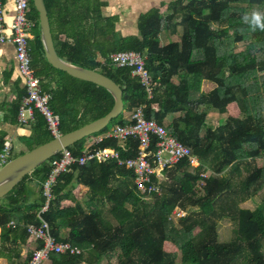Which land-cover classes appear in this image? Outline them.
<instances>
[{
    "label": "trees",
    "instance_id": "trees-1",
    "mask_svg": "<svg viewBox=\"0 0 264 264\" xmlns=\"http://www.w3.org/2000/svg\"><path fill=\"white\" fill-rule=\"evenodd\" d=\"M44 3L60 58L102 73L123 90L125 112L101 133L128 124L130 113L144 107L148 119L165 126L199 159L197 169L182 161L166 170L167 182L150 195L137 190L134 172L115 159L72 165L53 185V198L42 217L57 241L68 242L81 253L52 255L47 264H264V31H252L242 19L252 10L264 11V0L165 3L142 15L139 34L128 37L117 31V16L104 15L103 0ZM28 19L33 24L28 40L32 68L43 90L52 95L51 108L60 116L61 132L106 116L115 105L110 92L47 60L33 0ZM180 27V42L161 44L164 30L176 33ZM247 39L245 52L236 54V45ZM123 51L146 56L151 94L131 68L114 66L111 55ZM204 81L216 89L205 94ZM25 95L26 90L13 106L15 120ZM213 111L226 120L214 129L207 126ZM30 129L31 135L21 139L25 150L13 159L54 139L37 111ZM87 140L68 148L76 158ZM6 143L0 135V152ZM139 144L137 138L125 144L105 140L92 150L107 148L129 159L136 156ZM156 151L154 139L152 158ZM60 156L34 170L0 203V259L7 264H24L39 247L27 226L40 224L38 214L46 203L43 185ZM31 177L38 181L39 198L29 203ZM81 185L88 188L84 203ZM260 192L263 199L254 211L241 208ZM176 208L186 215L173 223L169 219ZM223 220L235 227L229 243L219 242Z\"/></svg>",
    "mask_w": 264,
    "mask_h": 264
},
{
    "label": "built area",
    "instance_id": "built-area-1",
    "mask_svg": "<svg viewBox=\"0 0 264 264\" xmlns=\"http://www.w3.org/2000/svg\"><path fill=\"white\" fill-rule=\"evenodd\" d=\"M10 1L15 12L11 25L12 35L5 34L4 6L0 4V43L14 45L18 71L25 82L26 95L22 100L17 122L21 127L29 128L35 120L37 111L44 117L53 138H60L63 135L60 129L61 119L51 108L52 95L43 90L42 82L32 68V57L28 45L29 31L33 26L28 19L30 0ZM111 60L115 67L131 68L133 75L141 80L151 94L152 77L146 68L145 55L136 51H123L112 54ZM128 119L129 123L126 125H116L99 135L89 137L80 157L76 158L68 148L60 153V158L54 162V167L43 185L46 203L38 214L40 224L27 226V234L32 241L39 244V247L32 250L31 256L24 264H47L52 255L81 253L78 247L68 242L57 241L51 234L49 223L42 217L48 211L53 198V185L60 175L70 170L72 165L84 166L92 161L103 162L115 159L119 166H125L134 172L136 188L143 195L159 193L163 184L167 182L164 172L173 169L182 161L187 162L192 168L199 167V159L192 155L191 150L171 135L165 126L154 119H148L144 107L135 108ZM131 138H137L140 143L137 154L133 158L122 159L118 152H112L107 148L92 150L93 146L105 140H116L125 144ZM154 139H157V151L152 158L150 147ZM12 152V140L8 139V143L0 152V170L13 160ZM185 215V212L176 208L169 220L174 222Z\"/></svg>",
    "mask_w": 264,
    "mask_h": 264
},
{
    "label": "crops",
    "instance_id": "crops-1",
    "mask_svg": "<svg viewBox=\"0 0 264 264\" xmlns=\"http://www.w3.org/2000/svg\"><path fill=\"white\" fill-rule=\"evenodd\" d=\"M103 1L106 2L107 5L104 9V15L106 17L117 16L119 18V22L117 24V31L121 36L128 37L134 35L136 36L139 34L137 23L142 15L146 14L155 7H160L165 3L171 4L172 2L178 0ZM3 6L6 28L5 34L11 36V25L15 17L13 4L10 0H5ZM166 33H169V35ZM180 33L181 32L179 30H177L176 33L173 29L164 30L160 34L161 44L168 45L172 42H180V39H178L176 36L177 34H179V36L181 37ZM64 38L65 36H62V39ZM205 82L206 81L202 83L201 88L202 92H204L205 94H209L216 89L213 84L208 82L210 86H208V90L206 91ZM211 86H213L214 88L211 89ZM24 90L25 82L18 71V64L16 60V52L14 45L9 43H0V135L5 136L7 143L8 139L12 140V157L14 155H18L21 151L25 150V146L21 143V139L24 137H29L31 135L30 127H21L18 124L17 120L12 117L11 113L14 104L19 98L20 93ZM37 185L38 181L34 177H31L27 182L30 195L28 200L29 203H32L39 198V187ZM87 192L88 188L81 185L79 190V197L82 203H84L82 199L84 197L87 198ZM66 234L67 231H64L63 235ZM2 261L4 262V264H7V261L5 259H0V264H2Z\"/></svg>",
    "mask_w": 264,
    "mask_h": 264
},
{
    "label": "water",
    "instance_id": "water-1",
    "mask_svg": "<svg viewBox=\"0 0 264 264\" xmlns=\"http://www.w3.org/2000/svg\"><path fill=\"white\" fill-rule=\"evenodd\" d=\"M39 12L41 35L45 55L49 63L56 69L84 81L103 87L115 99L113 109L104 117L97 119L75 131L63 134L60 138L43 144L25 154L11 160L0 170V203L12 192L28 175L59 155L64 149L72 147L77 142L104 131L112 122L125 112L123 90L116 82L95 70L83 69L67 63L58 55L53 39L50 19L44 0H33Z\"/></svg>",
    "mask_w": 264,
    "mask_h": 264
},
{
    "label": "rangeland",
    "instance_id": "rangeland-1",
    "mask_svg": "<svg viewBox=\"0 0 264 264\" xmlns=\"http://www.w3.org/2000/svg\"><path fill=\"white\" fill-rule=\"evenodd\" d=\"M240 8H246L245 5L240 6ZM178 30L182 33V28H178ZM168 32V31H167ZM180 33V34H181ZM169 35V33H166ZM178 39H180L181 41V37L179 36V34L176 35ZM248 46V39L244 42L238 43L234 49V52L236 54L238 53H242L245 52L246 48ZM261 55H264V53H262ZM205 86H206V91L208 90V86H210V84L206 81L205 82ZM214 86V85H213ZM211 86V89H213L214 87ZM212 114L208 117V121H207V126L209 128H216L218 127L219 124L221 123H226L225 118H223L221 115H219L217 112H211ZM263 199V195L262 192L259 193V195L254 198L253 200L241 205L242 209H247L250 211H254L260 204H261V200ZM5 200V199H4ZM83 202L87 201V198H83L82 199ZM104 209V212H106ZM108 216V215H107ZM173 223H176L175 221ZM234 225L227 221V220H223L220 222L219 226H218V235H219V242L220 243H229L233 240L234 235H233V231H234ZM113 262H115V260H113ZM2 264H4V262L2 261Z\"/></svg>",
    "mask_w": 264,
    "mask_h": 264
},
{
    "label": "clouds",
    "instance_id": "clouds-1",
    "mask_svg": "<svg viewBox=\"0 0 264 264\" xmlns=\"http://www.w3.org/2000/svg\"><path fill=\"white\" fill-rule=\"evenodd\" d=\"M244 23L248 24L252 31L257 29L264 31V11L259 9L252 10L242 17Z\"/></svg>",
    "mask_w": 264,
    "mask_h": 264
}]
</instances>
